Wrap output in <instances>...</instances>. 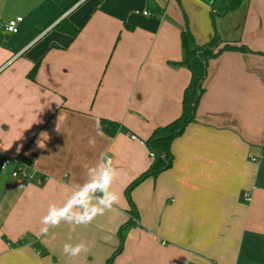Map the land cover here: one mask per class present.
Here are the masks:
<instances>
[{
	"label": "crops",
	"instance_id": "0c3cea01",
	"mask_svg": "<svg viewBox=\"0 0 264 264\" xmlns=\"http://www.w3.org/2000/svg\"><path fill=\"white\" fill-rule=\"evenodd\" d=\"M184 15L197 43L217 33L249 51L209 60L172 166L131 190L137 221L121 230L124 190L151 161L143 140L181 110L189 72L170 63L182 57ZM62 19L79 28L73 38L54 27ZM99 118L122 126L98 135ZM103 153L120 171L119 205L41 235L49 205H62ZM19 154L32 163L23 186L12 165L0 169V264H107L121 235L112 264H264V158L251 160L264 154V0L228 10L209 0H0V162ZM81 240L87 254H63Z\"/></svg>",
	"mask_w": 264,
	"mask_h": 264
},
{
	"label": "trees",
	"instance_id": "16d2710c",
	"mask_svg": "<svg viewBox=\"0 0 264 264\" xmlns=\"http://www.w3.org/2000/svg\"><path fill=\"white\" fill-rule=\"evenodd\" d=\"M241 1L242 0H216L209 2L212 6L219 3L222 5L223 9L228 10L229 8L237 7ZM153 10L157 13H161L163 8L155 7ZM220 10L221 9H219V11ZM184 20L185 25L180 31V47L182 57L180 61L170 63L173 66H183L189 72V80L181 95V110L176 118L164 125L155 127L148 137L143 140L151 154V161L147 169L134 178L124 190L125 197L129 203V219L121 226V230L137 221V209L130 197L131 190L145 178L156 177L160 172L172 166L173 154L171 152V143L176 137L182 134L185 127L189 123L195 120L197 103L204 91L203 82L207 74V65L209 60L225 50H238L242 52L249 51V49L243 44L235 45L232 42L221 40L217 33H214L211 39H209L206 43L199 44L195 41L192 33L188 29L185 15ZM54 27L57 30L68 34L71 38H73L79 31V28L74 27L66 19L58 21ZM37 67L38 62H35L27 73V77L29 79L34 78ZM97 126L104 134L113 136L122 125L117 121L99 118ZM17 156L27 162H31V159L24 155L19 154ZM121 236L120 244L118 248L113 251L111 257L107 259V264H112L114 256L121 249L123 243Z\"/></svg>",
	"mask_w": 264,
	"mask_h": 264
},
{
	"label": "clouds",
	"instance_id": "9594fccd",
	"mask_svg": "<svg viewBox=\"0 0 264 264\" xmlns=\"http://www.w3.org/2000/svg\"><path fill=\"white\" fill-rule=\"evenodd\" d=\"M97 134L103 135L99 128ZM41 135L47 138L46 134ZM95 143V138H90L88 141L90 147H95ZM38 146L43 148V142H38ZM119 175V169L113 165L107 153L101 154L99 161L88 167L86 181L75 186L62 205L55 203L49 205L46 215L40 220L42 225L40 234L46 236L50 229L59 227L61 223L87 226L97 216H102L106 211L119 205L121 194L112 189ZM89 251L90 245L83 240L75 244L63 245V254L70 258L79 257L82 253L87 254Z\"/></svg>",
	"mask_w": 264,
	"mask_h": 264
},
{
	"label": "built area",
	"instance_id": "2783aa9c",
	"mask_svg": "<svg viewBox=\"0 0 264 264\" xmlns=\"http://www.w3.org/2000/svg\"><path fill=\"white\" fill-rule=\"evenodd\" d=\"M209 1H216V0H209ZM141 14L143 15H150V12L147 10H143L141 11ZM22 18L21 17H17L15 19H10L8 20L5 25H4V29L8 32H16L17 31V22L20 21ZM132 138H134L133 136H131ZM260 158H264V154L260 155V156H251V160H257ZM9 165H12V171H11V177L14 178L15 180H17L19 182L20 186H23L22 182L23 180H25L26 178L30 177V168L32 166L31 162H27L23 159H21L20 157H12V158H4L1 162H0V169L4 170L6 169ZM66 176V175H64ZM63 176V177H64ZM46 177H40L39 181H41L42 179H45Z\"/></svg>",
	"mask_w": 264,
	"mask_h": 264
}]
</instances>
